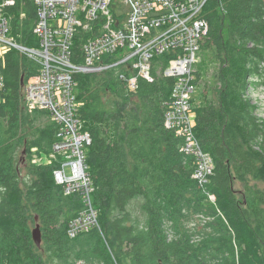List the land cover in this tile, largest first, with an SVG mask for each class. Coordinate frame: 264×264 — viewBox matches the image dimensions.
<instances>
[{"label":"trees","instance_id":"16d2710c","mask_svg":"<svg viewBox=\"0 0 264 264\" xmlns=\"http://www.w3.org/2000/svg\"><path fill=\"white\" fill-rule=\"evenodd\" d=\"M13 1L4 9L11 36L39 48L37 6ZM202 17L208 32L194 67L198 95L191 107L193 135L213 161L212 175L203 185L193 180L196 165L182 151L184 138L165 127L174 79L158 71L173 51L152 58L154 80L138 77L134 91L120 79L130 76L125 65L75 74L77 117L91 139L85 154L99 229L74 238L68 227L83 204L54 182L58 126L48 111H29L24 97L40 65L14 49L4 53L0 264H264V121L247 97L264 88V0H207ZM93 33H75L73 64L83 65L82 45ZM114 56L105 61H119ZM139 198L136 220L129 206ZM196 216L200 222H191Z\"/></svg>","mask_w":264,"mask_h":264},{"label":"built area","instance_id":"2783aa9c","mask_svg":"<svg viewBox=\"0 0 264 264\" xmlns=\"http://www.w3.org/2000/svg\"><path fill=\"white\" fill-rule=\"evenodd\" d=\"M33 1L37 6L34 34L39 40V48L35 49L17 44L11 36L10 18L5 16L4 9L13 6L14 1H0V60L4 53L14 49L40 65L39 74L25 85L24 97L29 111H48L51 121L58 126L51 155L57 163L54 182L66 195H79L83 204L80 215L68 227V237L99 229L85 154L91 139L77 117L75 74H99L131 60L130 76L122 75L120 79L134 91L138 77L148 82L154 80L152 58L173 51L174 57L166 68L158 71L174 79L165 127L184 138L182 151L196 165L193 180L199 185L207 183L214 165L194 138L195 118L191 107L196 91L194 67L208 32L207 21L202 17L207 0ZM117 3L130 7L125 19L117 15ZM79 30L94 32L82 45L83 65L70 60L73 38ZM112 56L119 61H105ZM1 87L0 78V90ZM209 198L214 202L212 196Z\"/></svg>","mask_w":264,"mask_h":264},{"label":"rangeland","instance_id":"374dc122","mask_svg":"<svg viewBox=\"0 0 264 264\" xmlns=\"http://www.w3.org/2000/svg\"><path fill=\"white\" fill-rule=\"evenodd\" d=\"M116 6L117 7L115 8V11H116L117 15L118 16H122L125 19L130 7L128 5L122 4V3H117ZM125 21L126 20H124V22ZM124 65L127 67V69L128 68H130V69L133 68V64H132L131 60L127 61L126 64H124ZM109 70L110 69L104 70V71H102V73H105V72H107ZM195 89H196V91L193 93V98H197V95H198L197 88H195ZM247 97L257 107L256 116L259 119L264 121V88H256L255 91L248 90L247 91ZM199 102H200V100L195 102V104H198ZM259 187L261 189H263L264 188V184H259ZM141 204H142V199L139 198L137 200L132 201L130 203V206H129V209L131 208L129 210L130 213H131V216L134 217L136 220L142 219V215H141V212H140L141 209H139ZM198 217L200 218V216H196V218H194V220L191 221V222L199 223L200 219ZM188 224H190V222ZM191 226H193V225H188V227L192 228ZM78 264H84V263L79 262Z\"/></svg>","mask_w":264,"mask_h":264},{"label":"water","instance_id":"95a60500","mask_svg":"<svg viewBox=\"0 0 264 264\" xmlns=\"http://www.w3.org/2000/svg\"><path fill=\"white\" fill-rule=\"evenodd\" d=\"M33 239L35 240V242H37V244H39V242H40V232H39V227L38 226L33 231Z\"/></svg>","mask_w":264,"mask_h":264},{"label":"bare ground","instance_id":"6f19581e","mask_svg":"<svg viewBox=\"0 0 264 264\" xmlns=\"http://www.w3.org/2000/svg\"><path fill=\"white\" fill-rule=\"evenodd\" d=\"M193 99V98H192ZM192 102H193V100H192ZM57 165V164H56Z\"/></svg>","mask_w":264,"mask_h":264}]
</instances>
